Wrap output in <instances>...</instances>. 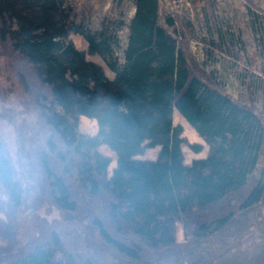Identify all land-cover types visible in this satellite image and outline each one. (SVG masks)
Listing matches in <instances>:
<instances>
[{
    "label": "trees",
    "instance_id": "trees-1",
    "mask_svg": "<svg viewBox=\"0 0 264 264\" xmlns=\"http://www.w3.org/2000/svg\"><path fill=\"white\" fill-rule=\"evenodd\" d=\"M22 1L25 12L0 0L1 54L12 58L24 108L39 111L42 142L29 138L30 168L22 169L0 133V192L18 208V243L47 203L63 219L46 240L2 264H103L88 247L86 225L113 257L131 264L154 263L171 250L180 251L174 264H264V114L250 77L242 79L246 104L194 59L191 25L170 2L134 0L121 62L123 20L95 30L67 0ZM193 1L213 8L219 0ZM246 1L259 22L264 0ZM71 34L84 38L113 79ZM203 42L207 60L219 53L246 62L238 32ZM175 112L208 146L204 158L186 164L183 146L194 153L203 147L182 137ZM82 116L97 122L96 135L81 132ZM104 145L116 154L111 174ZM155 147V160L137 158Z\"/></svg>",
    "mask_w": 264,
    "mask_h": 264
},
{
    "label": "rangeland",
    "instance_id": "rangeland-1",
    "mask_svg": "<svg viewBox=\"0 0 264 264\" xmlns=\"http://www.w3.org/2000/svg\"><path fill=\"white\" fill-rule=\"evenodd\" d=\"M15 6L22 12L26 6L22 0H13ZM84 10L92 27L101 29L103 22L108 20H123L125 25L118 33L117 54L124 61L123 52L128 41V23L135 14L134 0H67ZM172 4L185 23L191 25L190 49L194 59L208 72H215L224 88L234 98L249 104L250 92L242 79L248 75L252 81V93L256 105L264 114V14L258 13L259 22L254 20L250 13V7L246 0H219L213 8L204 6L205 3L193 0H163ZM233 34L238 32L242 40V53L246 62L237 61L225 54H216L215 58L207 60L203 39L210 38L219 41V32ZM70 40L76 48L83 51L87 59L98 63L104 68L106 75L113 79L114 74L108 69L104 61L98 55L89 53L88 44L80 35L71 34ZM0 43V112L7 111L9 115L0 120V133L8 144L13 162L22 169L30 168L29 138L35 137L42 142L38 131L39 111L37 109L26 110L23 102L25 92L11 67L12 58L1 54ZM248 77V79H249ZM247 81V78L245 79ZM11 108V109H6ZM17 115L14 116V111ZM80 117V130L89 135L98 133V125L95 120H87ZM174 125L182 127V137L190 144H200L203 147L201 153H194L188 145L183 146L185 162L189 164L193 159L205 157L208 146L198 136L196 131L178 113L174 114ZM159 147L145 148L137 158L155 160ZM100 152L112 159L109 173H112L116 165V154L108 146H101ZM18 208L16 204L0 192V264L10 259L11 254L17 251L28 250L36 243L48 238L53 229H57L63 219V215L50 203L27 220V225L21 232L20 241H17ZM86 240L94 258L103 264H131L113 257L97 232L86 225ZM184 234L179 225L178 242H184ZM180 255L179 250H171L162 254L154 263L140 264H174Z\"/></svg>",
    "mask_w": 264,
    "mask_h": 264
},
{
    "label": "crops",
    "instance_id": "crops-1",
    "mask_svg": "<svg viewBox=\"0 0 264 264\" xmlns=\"http://www.w3.org/2000/svg\"><path fill=\"white\" fill-rule=\"evenodd\" d=\"M83 117V116H82ZM201 158H204V157H201ZM196 159H200V158H196Z\"/></svg>",
    "mask_w": 264,
    "mask_h": 264
}]
</instances>
